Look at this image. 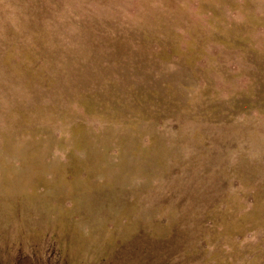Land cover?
Returning <instances> with one entry per match:
<instances>
[{"label": "rangeland", "instance_id": "1", "mask_svg": "<svg viewBox=\"0 0 264 264\" xmlns=\"http://www.w3.org/2000/svg\"><path fill=\"white\" fill-rule=\"evenodd\" d=\"M0 264H264V0H0Z\"/></svg>", "mask_w": 264, "mask_h": 264}]
</instances>
